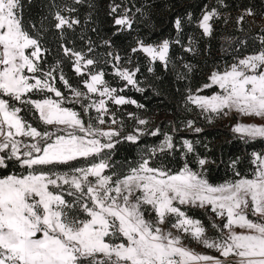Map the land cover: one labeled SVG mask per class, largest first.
Returning a JSON list of instances; mask_svg holds the SVG:
<instances>
[{"label":"snow or ice","instance_id":"6c2138e0","mask_svg":"<svg viewBox=\"0 0 264 264\" xmlns=\"http://www.w3.org/2000/svg\"><path fill=\"white\" fill-rule=\"evenodd\" d=\"M25 2L31 0H0V169H20L0 176V264H264V152L251 153L249 173L238 167L240 157L231 159L232 175L213 183L209 171L217 161L201 156L188 139L177 143L178 129L163 133L158 144L141 146L143 136L161 135L160 127L151 128L149 119L127 113L134 121L129 130L109 104L144 105L105 79L101 61L90 55L95 52L91 39L86 51L64 43L66 31L81 24L73 15L74 5L84 0H53L40 27L25 21ZM109 15L117 27L113 36L147 18L144 8L131 0H113ZM253 15L246 9L236 24ZM219 16L217 7L205 6L196 21L203 35H212V21ZM187 20L192 22L191 13ZM182 25L177 16L175 40L152 44L137 39L131 52L143 53L150 65L159 61L168 68L171 45L181 43ZM50 28L59 33L63 53L54 64L45 59ZM259 42L257 50L217 66L200 87H187L184 96L186 110H198L208 123L232 113L259 119L261 123L237 119L232 125L246 144L264 141V35ZM193 43L189 38L185 50L193 52ZM102 44L113 47L111 39ZM105 55L111 60L104 63L112 64L125 87L143 91L136 79L139 66L121 63L131 64V56L113 51ZM65 60L86 90L69 82L62 67ZM172 68L177 80L187 81L193 72L189 63L182 65L183 71L175 63ZM214 86L218 91L202 94ZM184 127L202 131L192 119ZM122 143L138 151L118 170L112 157ZM177 151L184 163L172 169L161 158ZM193 208L203 210L214 235L188 214ZM193 242L219 255L198 252L190 246Z\"/></svg>","mask_w":264,"mask_h":264},{"label":"trees","instance_id":"16d2710c","mask_svg":"<svg viewBox=\"0 0 264 264\" xmlns=\"http://www.w3.org/2000/svg\"><path fill=\"white\" fill-rule=\"evenodd\" d=\"M52 2L53 0L25 2V21L40 27L41 19L49 16ZM55 2L64 4L71 3V0H55ZM112 2L113 0H84L82 4L74 5L77 11L73 15L80 19L81 24L76 26L74 31H66L64 43L69 47L74 46L86 51L88 40L91 39L95 45V52L90 55H95L101 61L99 67L106 73L105 79L112 87L122 88V95L144 105L143 108H137L136 105L125 104L117 108V106L109 104L110 108L116 112L117 118L123 119L129 130L134 121L129 120L127 113H135L141 118L149 119L151 128L160 127L161 135L158 137L143 136L141 146L158 144L163 139V133L173 134V128L178 129L174 133L177 143L182 138L188 139L194 143L196 151L201 156L217 161V164L210 166L209 171V179L213 183H220L232 175L228 164L231 159L236 157L241 158V163L238 165L240 170L243 173H249L252 168L249 162L251 153L254 151L264 152V141L257 140L246 144L232 132L229 126L214 121L208 123L198 115V110L193 109L191 112L186 110L184 96L187 87L195 90L207 82L208 75L217 66L223 67L225 63H231L234 57L247 55L259 48V36L264 35V32L261 31V27H264V0H223L222 3L220 0H131L137 7L144 8L147 18L134 24L131 31H122L115 36H113V32H116L117 27L113 23V17L109 15V4ZM115 2L119 3L120 0H115ZM205 6L209 9L217 7L220 12L219 18H214L212 21L213 33L211 36L203 35L196 23ZM249 8L255 15L245 16L244 23L237 25L236 18ZM189 13L193 17L191 23L187 20ZM177 16L181 17L183 21V31L180 33L181 43H173L169 55L172 63H175L181 71H183L184 63L193 65V72L187 81L177 80L172 63L168 68H165L159 61L150 65L143 53L133 54L131 52V49L136 46L137 39L152 44L163 39L175 40L177 32L174 28V20ZM225 18H227V23H225ZM50 19L51 17H49ZM137 19L140 20L139 15H137ZM45 24L48 26V21H45ZM189 38L194 42L193 52L185 50L189 46ZM104 39H111L113 47L104 46L102 44ZM241 41L246 43L241 45ZM60 43L59 33L54 28H50L45 33V46L49 49L45 53V59L48 64H54L57 59L63 58ZM109 51L119 53L124 58L131 56V64L124 60L121 63L132 69L139 66L136 79L139 81L138 86L143 91H137L131 85L125 87V82L114 76L112 64L104 63L105 59L111 60V57L105 55ZM62 67L69 82L74 87L85 90L81 77L74 72L71 63L65 60ZM149 67L153 68L152 72L148 71ZM56 86L66 95H70L61 83L58 82ZM213 91H218V88L214 86L213 89H206L202 94L210 95ZM93 114L94 112H92ZM189 119L194 120L195 127H200L202 131L196 133L192 129L185 128L184 123ZM137 151V147L129 143L118 145L112 157L115 167L118 170L126 167L127 162L133 161L137 157ZM161 159L165 165L172 169L182 167L184 163V158L179 151ZM188 159L192 161L191 154ZM191 166L196 167L194 163ZM19 170V166L0 169V176ZM188 214L202 220L214 235L203 210L193 208L189 210Z\"/></svg>","mask_w":264,"mask_h":264},{"label":"rangeland","instance_id":"374dc122","mask_svg":"<svg viewBox=\"0 0 264 264\" xmlns=\"http://www.w3.org/2000/svg\"><path fill=\"white\" fill-rule=\"evenodd\" d=\"M93 115H95V112H94ZM237 119H242L243 122H245V123H251V122L261 123V121L259 119H255L254 120L253 118H247V117L241 118V117H238L236 113H232V114H230L227 117L221 116L220 118L214 119L213 121L214 122H218V123L225 124V125L229 126L230 129L232 130V125L236 123ZM207 234L209 236H212L213 235L209 229H208V233ZM190 246L193 247L198 252L208 253V254H211V255H219L218 253H215V252H213V251H211L209 249H206L202 245H198L195 242L191 243ZM221 259H223V258L221 257ZM229 259H231V257Z\"/></svg>","mask_w":264,"mask_h":264}]
</instances>
